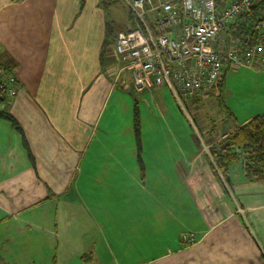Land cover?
Masks as SVG:
<instances>
[{
    "label": "crops",
    "instance_id": "crops-1",
    "mask_svg": "<svg viewBox=\"0 0 264 264\" xmlns=\"http://www.w3.org/2000/svg\"><path fill=\"white\" fill-rule=\"evenodd\" d=\"M132 26L125 0H0V66L20 81L4 110L21 130L0 116V264H264V183L240 162L227 187L196 160L147 164L142 146L140 179L126 121L106 115Z\"/></svg>",
    "mask_w": 264,
    "mask_h": 264
},
{
    "label": "built area",
    "instance_id": "built-area-1",
    "mask_svg": "<svg viewBox=\"0 0 264 264\" xmlns=\"http://www.w3.org/2000/svg\"><path fill=\"white\" fill-rule=\"evenodd\" d=\"M132 28L114 53L140 91L165 87L180 97L206 93L225 65L264 64V0H125ZM13 70L0 66V110L17 95Z\"/></svg>",
    "mask_w": 264,
    "mask_h": 264
},
{
    "label": "rangeland",
    "instance_id": "rangeland-1",
    "mask_svg": "<svg viewBox=\"0 0 264 264\" xmlns=\"http://www.w3.org/2000/svg\"><path fill=\"white\" fill-rule=\"evenodd\" d=\"M122 13L124 14L123 11ZM229 69L230 66L225 65L224 71L227 72ZM12 70L20 85L15 70ZM226 72L223 73L225 78L219 97L230 112L239 115L240 120L241 116L247 117L252 110V113L261 111L262 107L257 106L262 104L264 107V71L256 75L257 73H254L253 70L236 67V70H229L227 74ZM131 75V72L124 73L126 84L119 83L115 88V92L107 104L106 115H111L113 110L116 111L122 122L126 121L124 123L128 126L129 136L131 135L128 136L129 147L133 148L136 159L138 150L132 128L134 107L137 108L139 121H141L142 146L145 151L142 157L147 164L171 163L175 157V162L179 164L196 160L202 169L209 166L206 145L210 143L209 141L216 140L221 136V131H227V128L231 130L234 127L232 122L225 120L227 119L226 115L218 107V90L215 94H211L209 91L200 93L196 104L183 99L179 103L165 87H159L160 89L153 93L149 91L138 93L130 89V86L129 90L125 91L124 87L131 82L128 79L131 78ZM211 128L215 129V135L208 133ZM169 134H174L175 139ZM168 154H171L172 160L163 159ZM137 165L139 166V163ZM239 170L240 166L236 163L231 172L235 173ZM150 178L147 181L148 188L152 184ZM192 185L197 188L196 194H193L195 197L201 196L200 190L205 191L203 183H197L194 186L192 181ZM152 186L156 189L155 185ZM176 188L177 184L174 191ZM184 238L183 240H185Z\"/></svg>",
    "mask_w": 264,
    "mask_h": 264
},
{
    "label": "trees",
    "instance_id": "trees-1",
    "mask_svg": "<svg viewBox=\"0 0 264 264\" xmlns=\"http://www.w3.org/2000/svg\"><path fill=\"white\" fill-rule=\"evenodd\" d=\"M131 16V15H130ZM114 42V41H113ZM113 42H105L103 46V52L108 50V47ZM114 48V47H113ZM225 73V72H223ZM225 75L222 74L220 80L215 86L209 90V93L215 94V92L224 82ZM218 92V97L220 96V91ZM200 94V93H199ZM199 94H194L191 97L181 96L180 100H186L188 102L198 103ZM219 101L218 107L226 115V121L235 122L236 119L230 110L225 106L220 97L217 99ZM133 132L136 138L137 145V163H139L140 168V179H144V167L141 160V121H139V113L137 108L133 109ZM0 116L6 121L10 122L11 125L21 133L12 117L5 113V110H0ZM234 124V123H233ZM208 133H213L215 135L216 131L211 128ZM225 136L222 140L220 137ZM216 140L209 141L206 145L209 167L213 176L223 183L225 186L230 187L229 174L233 165L240 162L243 171V179L247 183H264V115L255 116L243 125H240L234 129L232 132H222ZM222 177V178H220Z\"/></svg>",
    "mask_w": 264,
    "mask_h": 264
}]
</instances>
